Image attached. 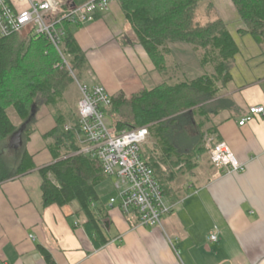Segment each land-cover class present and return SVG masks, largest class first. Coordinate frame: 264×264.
I'll list each match as a JSON object with an SVG mask.
<instances>
[{
	"label": "crops",
	"instance_id": "crops-1",
	"mask_svg": "<svg viewBox=\"0 0 264 264\" xmlns=\"http://www.w3.org/2000/svg\"><path fill=\"white\" fill-rule=\"evenodd\" d=\"M116 4L119 2L100 13L94 23L73 26L72 31L88 56L92 79L87 82L102 84L111 96L120 92L132 95L158 81L149 55L138 49L130 64L126 57L122 60L110 37L96 46L90 35V30L100 34L101 23L96 21L114 13ZM231 6L226 17L218 11L227 24L235 23V32L228 28L240 48L233 80L220 96L232 104L214 110L209 123L215 124L216 140L228 143L245 170L226 173L212 163L209 154V164L208 160L201 164L185 196L177 201L166 196L172 211L163 217L162 227L140 226L134 212L123 213L118 202L104 203L112 240L97 248L82 218L71 219L77 203H72L70 213L57 204L45 206L42 189L33 196L29 183L24 182L29 174L53 162L46 142L41 148L34 133L24 151L33 157L36 168L0 183L1 264H47L38 245L51 252L56 264H264V114L239 124L251 106H264V52L250 34L239 33L244 24L233 3ZM234 34L242 36V43ZM169 49L187 77H193L199 67L190 46L174 43ZM239 65L241 69H237ZM7 140L14 145L12 137ZM214 227L220 230L217 242L210 240Z\"/></svg>",
	"mask_w": 264,
	"mask_h": 264
},
{
	"label": "trees",
	"instance_id": "trees-1",
	"mask_svg": "<svg viewBox=\"0 0 264 264\" xmlns=\"http://www.w3.org/2000/svg\"><path fill=\"white\" fill-rule=\"evenodd\" d=\"M72 1L81 5L89 0ZM231 1L244 24L239 33L250 34L264 52V0ZM119 3L139 44L163 77L168 71L170 42L188 43L201 52V65L213 68L212 73L191 81L183 79L173 83L162 79L130 98L120 92L112 96V102L105 110L111 120L109 127L115 134L127 129L148 128L147 137L153 139L155 146H144L143 143L141 156L153 169L165 195L177 201L188 190L178 185L175 169L183 163L184 173L198 167L197 157L204 149L201 147L202 138L204 132L210 130L204 128L212 121V112L232 104L231 100L219 95L233 80L232 68L240 48L212 1L120 0ZM202 4H205L208 17L204 23L197 21V11ZM73 26L77 25L64 24V49L71 55L70 63L75 74L82 78L88 60L74 36ZM34 31L32 25L22 31L24 37L18 33L0 35V143L20 129L10 116L9 106L15 109L24 124L31 119L36 100L42 97L48 106H56L62 97L58 90L66 86L63 80L73 79L67 67L56 66L61 57L55 46ZM216 98L215 104H210ZM125 109L129 112L120 115ZM197 116H202L199 123L194 119ZM55 120V127L43 135L53 159L52 163L39 168L44 205L65 207L77 203L75 214L82 218L86 232L100 248L112 240V235L111 227L107 225L110 223L109 211L97 187L111 177L99 160L80 152L85 144L79 130L78 114L71 123L62 113L55 115ZM189 123L197 124L201 132L196 136L198 139L191 138L192 142L187 146L185 143L189 138L183 129ZM28 128L23 132L26 141L31 135ZM178 128L182 131L178 135L179 143L174 134ZM35 168L33 157L27 150L16 169H11L0 153V183ZM38 249L47 264H56L48 249L42 245H38Z\"/></svg>",
	"mask_w": 264,
	"mask_h": 264
},
{
	"label": "built area",
	"instance_id": "built-area-1",
	"mask_svg": "<svg viewBox=\"0 0 264 264\" xmlns=\"http://www.w3.org/2000/svg\"><path fill=\"white\" fill-rule=\"evenodd\" d=\"M120 0H89L76 5L72 0H0V35L9 36L34 26L35 33L47 38L57 49L61 61L56 66L67 67L80 91L78 102L79 130L85 146L80 152L99 160L106 174L113 179L118 199L110 198L111 205L118 202L125 214L135 213L138 224L156 228L163 226V217L172 211L164 190L153 169L141 156V146L148 136L146 126L112 132L107 122L106 108L112 96L99 83H88L78 78L64 50V24H86L96 15L108 10ZM264 114V106H251L239 121L241 126ZM212 163L226 173L245 170L231 147L225 141L210 146ZM220 230L214 227L211 241H219Z\"/></svg>",
	"mask_w": 264,
	"mask_h": 264
},
{
	"label": "rangeland",
	"instance_id": "rangeland-1",
	"mask_svg": "<svg viewBox=\"0 0 264 264\" xmlns=\"http://www.w3.org/2000/svg\"><path fill=\"white\" fill-rule=\"evenodd\" d=\"M209 1H212L215 4L217 11L219 9V11L225 17L228 16V14H229L228 8H229V6H230V8L232 7L231 6L232 2L230 0H209ZM121 6L122 5L119 3L116 6L117 10L114 11V13H112V14L108 13L100 21L99 20L96 21V22L101 23V28H102L100 31L101 35L100 34L96 35V33L92 30H90V35L93 37L94 41L96 42L95 43L96 46H98V45L100 46L101 41L107 40L110 37V41H112V46L114 45L116 47V49H118L117 51H119V50L121 51L122 60L124 59V57H126V59L129 61L130 64L131 63L134 64L133 63V58H134L133 55H135L134 54L135 51L138 49L144 50V48L139 44L138 38L135 34V31H134L132 25L127 21L126 16H125ZM207 20H208V17L206 15L205 4H202L197 11V21L204 23ZM94 22H88L84 25L89 26L91 23H94ZM227 25L230 26L232 32H235V30H234L235 23H230V21H229V23ZM76 30H78V29H76ZM234 35H235V38H237V41L239 43H242V36L240 37L236 34H234ZM18 36L24 37L25 33L24 32H22V33L18 32ZM174 43H183V42H179V41L170 42V43H168V45L174 44ZM184 44L189 45L188 43H184ZM189 46L191 48L192 55L195 58L197 66L199 67L193 71V74H192L193 77H189L191 79H189L187 77V74L185 73L186 71L184 70L183 65L179 63L176 54H174L171 51V55L169 56V63H168L169 66H168L167 74L165 77H163V75L159 74L156 71V77H158V81H157V83H155V85L158 84V82H160L162 79H167L169 82H173V83L177 82L179 80H183V79L191 81V80L197 79V78H199V77H201L207 73L213 72V68L211 66L203 67L201 65L200 60H199V56H200L201 52L193 49V47L191 45H189ZM101 48H102V50H104L103 47H101ZM83 51L85 52V54L87 56L86 51L84 49H83ZM65 53L67 54L66 56H67L69 63H70L71 55L69 54V52H67V50H65ZM87 60H88V56H87ZM70 65H71V63H70ZM92 66L97 71H100V68L99 69L97 67L95 68L93 64H92ZM241 68H242V66L239 65L237 69H241ZM76 76H77V74H76ZM72 78L73 79H71V78L66 79L65 78V80H63L66 83V86L64 85L65 87H62L58 90L61 93L62 97L56 106H54V107L48 106L45 103V99L42 97H41V99H38L35 101V104H34L35 113L33 116L34 119L31 118L26 127H29L28 129H30L31 135H33L34 133H37L36 134L37 137L40 138L41 148L43 146L46 147L45 141H44L42 136L46 132H48L50 129H52V127L55 125V123H56L55 115H59L61 113L65 114L66 119L68 120L69 123H71L72 119L74 117H76L78 114V102L80 100V91H79V87L77 85L75 78L74 77H72ZM78 78H80V76ZM90 78H91V73H90V64H89V60H88L87 69L84 73V76L80 79L84 80L86 82L87 81L89 82ZM15 89L18 90L19 88H17L15 85ZM118 94H116V95H118ZM132 95H127V97L130 98ZM220 96H221V92H220L219 97ZM218 98L211 100L212 102L210 101V104H215V102H213V101H217ZM8 110H9L11 118L13 119V121L15 122L17 127H21V125L23 124V121L19 118L15 109L12 106H9ZM124 112L128 113L129 110L125 109L124 111H122L120 113V115L125 114ZM194 119H195L196 123H199L202 119V116H197L196 118L194 117ZM107 122L108 123L111 122L109 117H107ZM214 128H215V124H212V123L208 124L207 123L205 125L204 130L205 129H210V130L204 132V135L202 138L201 147H203L204 149H203V152L200 155H198V157H197V164H199L198 167L195 166L192 169V171H190V172L186 171L184 173L185 169H184V166H183L184 163H183L175 169V171L178 173V185L179 186L183 185L184 189L188 190V185L190 183H193L194 181H196L197 171H198L199 167L201 166V164L204 161L206 162L207 160H208L207 163L209 164L210 146H211V144L217 142L215 136L213 135ZM179 131L180 130L178 128L177 130H175V133H174L178 137V138L177 137L175 138L177 143H179V136L178 135H181V132H182V131H180V132ZM183 131H185V133H186L184 135L188 136V138H189L187 140V142L185 143L187 146H189L190 143L192 142L191 138L195 137L196 138L195 140H197L198 138L196 136H198V135L200 136L199 132H201L199 130V127L197 124L192 125L190 123L188 125H185ZM116 134H118V133H116ZM182 136H183V134H182ZM21 140L23 142L22 146L21 145H15L14 146L10 142H8V140H5V141L0 143V153L5 157V159L9 163L11 169H16V167L19 164L20 158L22 157V153L25 149V146L27 145L26 136L24 134L22 135ZM144 144H145L144 146H146V145H150L151 147L155 146L153 139L150 137L146 138V140L144 141ZM48 161H50V158L46 160V162H48ZM179 169H181V170H179ZM24 182L29 183V186H30V189H31L33 196L40 194L42 177H41V174L38 170L29 174L27 176V178L24 179ZM97 190H98L99 194L101 195L104 203H109L111 197H115L118 199V192L114 189V183H113L112 178H108L106 181L101 183L97 187ZM63 208L68 213H70L73 211L74 207H73V204H69ZM72 216H74V217H72L71 219H73V221H75V219L77 218L76 217L77 215H75V213H74V215H72Z\"/></svg>",
	"mask_w": 264,
	"mask_h": 264
},
{
	"label": "water",
	"instance_id": "water-1",
	"mask_svg": "<svg viewBox=\"0 0 264 264\" xmlns=\"http://www.w3.org/2000/svg\"><path fill=\"white\" fill-rule=\"evenodd\" d=\"M34 113H35V110H34V107H33L31 118H33ZM29 121H30V120H29ZM29 121L25 122V123L20 127V129H18V130H17V131L11 136V137H12V140H13V142H14V143H13L14 145H20V144H21V142H22L21 138H22L23 132H24V130H25V128H26V126H27V124H28ZM107 225L109 226V223H107Z\"/></svg>",
	"mask_w": 264,
	"mask_h": 264
},
{
	"label": "bare ground",
	"instance_id": "bare-ground-1",
	"mask_svg": "<svg viewBox=\"0 0 264 264\" xmlns=\"http://www.w3.org/2000/svg\"><path fill=\"white\" fill-rule=\"evenodd\" d=\"M22 33V32H21ZM65 51V50H64Z\"/></svg>",
	"mask_w": 264,
	"mask_h": 264
}]
</instances>
